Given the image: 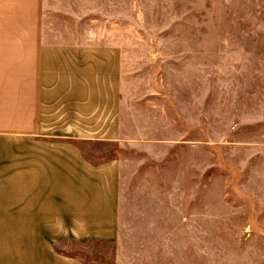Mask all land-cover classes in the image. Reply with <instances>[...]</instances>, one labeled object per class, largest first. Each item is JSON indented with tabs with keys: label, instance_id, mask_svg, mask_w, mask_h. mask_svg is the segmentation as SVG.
<instances>
[{
	"label": "crops",
	"instance_id": "crops-1",
	"mask_svg": "<svg viewBox=\"0 0 264 264\" xmlns=\"http://www.w3.org/2000/svg\"><path fill=\"white\" fill-rule=\"evenodd\" d=\"M211 1L207 9L227 8L232 15L199 17L190 52L264 57V0H216L213 7ZM105 4L0 0V233H7L0 235V261L5 264L16 258L24 264H81L57 250L58 244H119L124 233L129 241L133 233L153 232L161 224L166 231L177 225L188 231L206 217L209 83H180L182 100L177 83H64L62 76L48 83L49 56L89 60L97 38L99 45L121 41V34L111 32ZM239 7L246 14L240 15ZM213 23L238 28L224 38L218 28L204 30ZM197 61L193 70L206 71L207 64ZM215 84L231 109L220 141L226 158L233 163L246 145L250 167L256 168L255 162L264 160V83ZM243 88L247 114L239 108ZM177 121L182 122L178 133ZM148 137L152 144L139 142ZM128 146L159 168L167 165V176L150 181L169 185L162 203L127 191L128 167L138 161L124 153ZM250 177L264 184V175ZM138 178L130 180L132 189Z\"/></svg>",
	"mask_w": 264,
	"mask_h": 264
},
{
	"label": "rangeland",
	"instance_id": "rangeland-1",
	"mask_svg": "<svg viewBox=\"0 0 264 264\" xmlns=\"http://www.w3.org/2000/svg\"><path fill=\"white\" fill-rule=\"evenodd\" d=\"M201 1L121 0L120 3L119 0H105L104 10L111 15L106 17L112 22L111 32L113 35L117 33V38L121 34V41L114 39L109 45L106 40V45H99L97 38L96 55H90L89 60L85 56L48 57V83H56L61 76L64 83H177L176 92L181 100L183 88L180 83H209L206 217L202 216V221L188 231H183L178 225L175 230L166 231L163 230L166 226L161 224L153 232L133 233V240L129 238V241L127 233H124V241L119 244L77 240L58 244L57 250L77 256L78 263L264 264V184L253 182L250 177L264 175V160L256 161V168L250 167L246 145L237 151L233 163L227 160L220 141L221 133L231 122L227 119L231 109L225 98L221 101L223 97L217 93L220 89L215 84L264 83V57L232 54L196 56L191 53V37L199 32V17L232 15L227 8L210 11L207 0H203L202 8ZM214 1L209 3L211 7ZM239 13L246 14L243 7H239ZM203 27L209 33L218 28V33L230 38L238 25L223 23L218 26L213 23L207 25L208 30L206 25ZM211 51L214 50L209 49ZM197 60L207 64L206 71L193 70ZM57 68L60 71L57 72ZM243 90L245 94L239 108L241 114H247L248 89ZM181 123L176 122L177 133ZM240 138L246 140L247 136ZM151 140L148 137L139 142L152 144ZM131 149L128 146L124 153L138 161H133L128 167L127 186L131 189L127 188V191L136 192L141 198H158L162 203L169 185L152 184L150 181L155 175L167 176V165L159 168L150 156H143L141 152L136 155ZM135 177L139 178L138 181L135 179V189H132L130 180ZM165 209L160 205V211ZM141 255H144L143 263L140 262ZM0 264L5 263L1 260ZM11 264L24 262L16 258Z\"/></svg>",
	"mask_w": 264,
	"mask_h": 264
}]
</instances>
